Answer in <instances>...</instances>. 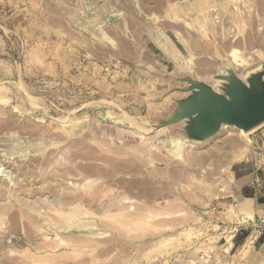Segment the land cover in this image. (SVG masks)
Wrapping results in <instances>:
<instances>
[{
    "label": "rangeland",
    "instance_id": "obj_1",
    "mask_svg": "<svg viewBox=\"0 0 264 264\" xmlns=\"http://www.w3.org/2000/svg\"><path fill=\"white\" fill-rule=\"evenodd\" d=\"M263 67L264 0H0V264H264V123L162 126Z\"/></svg>",
    "mask_w": 264,
    "mask_h": 264
},
{
    "label": "water",
    "instance_id": "obj_2",
    "mask_svg": "<svg viewBox=\"0 0 264 264\" xmlns=\"http://www.w3.org/2000/svg\"><path fill=\"white\" fill-rule=\"evenodd\" d=\"M224 80L221 92L189 80L192 93L162 126L184 121L183 136L191 142H201L216 135L223 126L248 132L263 124L264 72L249 75L244 82L230 72Z\"/></svg>",
    "mask_w": 264,
    "mask_h": 264
},
{
    "label": "crops",
    "instance_id": "obj_3",
    "mask_svg": "<svg viewBox=\"0 0 264 264\" xmlns=\"http://www.w3.org/2000/svg\"><path fill=\"white\" fill-rule=\"evenodd\" d=\"M242 184L239 183V180H238V188H240L241 186L242 187H245V184L247 182H250L249 178L245 179V180H242ZM252 185L249 184L247 187H246V191L248 192L246 196H242L241 193H238L236 196H235V200L238 202V205L241 206V208L247 212H252L254 214H256L257 216H260V215H263V219H264V201H260L257 203V196L255 193L251 192L252 191ZM240 190V189H239ZM238 190V191H239ZM240 192H242L240 190Z\"/></svg>",
    "mask_w": 264,
    "mask_h": 264
}]
</instances>
